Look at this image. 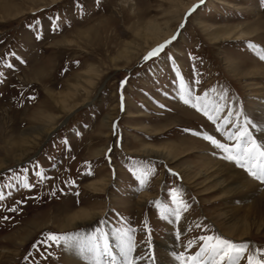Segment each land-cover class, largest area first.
<instances>
[{
  "label": "rangeland",
  "instance_id": "374dc122",
  "mask_svg": "<svg viewBox=\"0 0 264 264\" xmlns=\"http://www.w3.org/2000/svg\"><path fill=\"white\" fill-rule=\"evenodd\" d=\"M2 1L9 10L5 7L0 11V194L4 196L0 200V264H72L64 247L38 242L49 232L87 235L97 227L110 232L117 228L115 214L114 226L107 221L112 211L127 212L130 227L136 229V251L132 255L145 258L135 264H153L148 253L155 264L175 263L176 254L183 252L187 257L198 251L200 237L206 235L247 243L253 252L264 250V226L253 227L257 217L252 213L251 225L241 226L249 234L243 236L232 230V215L243 213V208L257 199L258 188L225 194L231 182L222 183V187L215 184L226 175L215 176V170H209L207 175L202 172L190 179L193 172L185 169L188 165L201 168L207 161L244 172L235 161L224 159L222 149L194 132L207 133L223 142L226 133L238 132L248 119L254 125H246L251 137L261 144L257 132L264 121L257 119L261 117L256 104L264 101V60L259 58L264 51V28H259V37L254 33L237 40L224 38L225 34L213 40L209 33L221 35L237 25L252 26L257 19L264 24L262 0H204L191 13V4L197 0ZM146 20L175 26L166 40L173 35L177 39L147 61L144 56L153 48L147 50L141 44L128 62L119 59L122 49L136 40L135 30ZM207 25L212 27L210 32L202 29ZM230 62L237 65L229 68ZM89 66L95 67L98 74L88 92L81 93L86 102L65 112L52 93L76 83ZM244 73L247 75L242 76ZM181 78L189 85L192 97L200 96L201 105L207 102L212 120L180 100ZM45 125H50L48 133L30 138L36 135L29 134L30 129ZM14 141L20 147L13 145ZM30 141H36L33 152L17 160L18 152ZM227 141L230 146L236 143ZM188 142L190 150L174 160L140 150L144 145ZM260 147L264 149L262 144ZM109 149L110 173L104 155ZM147 167L155 172L145 191L133 198L123 196L120 187L125 188L131 180L130 170ZM166 169L176 172L180 180ZM78 177L79 186H73L70 182ZM23 180L34 187H22ZM93 181L103 191L95 190ZM63 186L68 188L69 197L58 192ZM173 189L189 205L177 224L165 212V207H175ZM159 199L163 201L160 206L156 203ZM13 208L16 211H9ZM77 209H91L93 219L71 229L62 228L68 213ZM178 226H183L179 239L171 231ZM258 258H264V252ZM246 260L247 253L241 264Z\"/></svg>",
  "mask_w": 264,
  "mask_h": 264
},
{
  "label": "snow or ice",
  "instance_id": "6c2138e0",
  "mask_svg": "<svg viewBox=\"0 0 264 264\" xmlns=\"http://www.w3.org/2000/svg\"><path fill=\"white\" fill-rule=\"evenodd\" d=\"M204 0H200V3H203ZM264 3V0H262ZM198 5H193L189 9L191 13ZM183 27V24L180 25ZM39 38V37H37ZM176 35H173L169 40H165L162 44L157 45V47L150 50L145 56L144 60L147 61L150 58L158 56L167 45L176 40ZM249 46H253L249 42ZM259 58L264 60V51L259 53ZM12 67V65H8ZM2 75V73H0ZM179 75V74H178ZM125 82H121V86ZM189 85L185 84L184 80H180V89H179V98L183 101L184 104L190 105L195 108L197 111H203L204 115L207 116L210 120L213 119V116L209 114L208 104L205 102L201 105V97L195 96L192 97V94L188 90ZM195 100V102H193ZM163 107V105H161ZM121 109L123 110V96H121ZM219 111V108L216 109ZM237 116L241 115L239 112L236 113ZM245 125H252V122L248 119L244 121ZM115 128V125H113ZM219 127L217 131H219ZM187 131V130H186ZM196 136L203 135V139L211 142L216 148L223 149L227 155L224 156V159L235 161L237 165L241 168H245L249 175H251L257 181L264 182V150L256 144V141L252 139L248 128L242 127L236 133H226L229 140H235L236 143L233 147H230L226 144L220 143L213 136L200 132L193 133ZM111 151V149H109ZM132 174L139 181L141 188L145 187L148 183L149 177L152 176L155 172L154 168L147 167L144 169L133 168ZM171 172V169H169ZM173 175H178L177 173H172ZM43 179L42 173H37ZM22 187L32 188L34 185L28 183L26 180L21 181ZM4 196L0 194V200H3ZM172 201L175 205L174 208L165 207V212L169 213L174 217V221L181 220V213L187 212L189 205L182 199L178 197V190H172ZM159 204V201H156ZM9 211H16V209H9ZM162 218L167 220L168 215L162 214ZM7 219V217H4ZM100 224L103 225L104 221H100ZM144 228L147 229V222L144 224ZM136 229L132 227L126 228H116L110 232H106L103 227H97L92 233L87 235L80 232H69V233H52L49 232L45 234V239L39 241L48 246L56 245L58 247H64L68 249L75 250L82 260L88 262V264H135L136 260H143L145 257L137 255L133 257V252L136 251V245L134 242L133 233ZM177 239H179L180 233L176 234ZM111 237V239H110ZM202 241L199 251H196L194 255H189L185 257L184 253L181 252L179 255L175 256V259L181 261V264H241L242 258L247 253L246 264H264V258H258L260 252L264 250H258L253 252L249 249V245L244 242H234L230 239L221 238L220 236H211L206 235L200 237ZM33 248H36L37 245L33 244ZM149 249H151V237L149 236ZM188 247H192V242L190 241ZM39 251V249H37ZM149 261H152L155 264L154 258L150 253L146 254ZM27 260L28 257L26 256Z\"/></svg>",
  "mask_w": 264,
  "mask_h": 264
},
{
  "label": "bare ground",
  "instance_id": "6f19581e",
  "mask_svg": "<svg viewBox=\"0 0 264 264\" xmlns=\"http://www.w3.org/2000/svg\"><path fill=\"white\" fill-rule=\"evenodd\" d=\"M220 1V0H219ZM169 2V1H168ZM198 2H200V0L194 1L192 2V6L195 4H197ZM222 2V1H221ZM170 3V2H169ZM177 4V3H176ZM5 7L7 8V11L9 10V6L7 4H5L2 0H0V11H4ZM174 7V6H172ZM191 7V6H190ZM167 10V9H165ZM173 10V9H172ZM188 10V9H187ZM167 12V11H166ZM178 12V10H177ZM165 13V12H164ZM172 13V12H171ZM173 14V13H172ZM168 15V14H167ZM171 15V14H169ZM180 15V14H179ZM178 16V15H177ZM175 16V17H177ZM8 17V16H7ZM173 17V16H172ZM171 17V20H172ZM181 17V16H180ZM170 19V17H168ZM168 19V20H169ZM175 19V18H174ZM147 21V20H146ZM181 21V20H180ZM177 22V19H176ZM172 23V22H171ZM202 24V23H201ZM98 26V25H97ZM138 26V25H137ZM177 26V25H176ZM214 26V25H213ZM133 27V26H132ZM205 28H202L204 31H211V26L207 25V26H203ZM92 28V27H90ZM89 28V29H90ZM259 28H264V24L263 22H261L259 19H257L256 23H254L252 26H246V25H242V26H234L232 28L226 29L222 31L221 35L218 34H212V33H216V32H210L209 35H211V39H218L221 36H223L224 34V38H229V37H233V39L237 40V39H244L245 37L254 35L255 36H260V33L262 32H258ZM174 29L175 26H171L168 23H158L156 21H147L144 25H142L141 27H139L138 29L135 30V34H136V40L131 42L130 45L128 44L125 48L122 49L121 53L119 54V59H123L124 61H127L132 59L133 57H135L137 55V46L138 45H143L147 50L148 49H152L154 48L156 45L162 43L164 40H166L167 38H169L173 33H174ZM133 30V29H132ZM95 32V31H94ZM89 33L87 32V35ZM134 34V33H132ZM89 36V35H88ZM91 36V35H90ZM208 36V35H207ZM126 44V43H125ZM121 50V49H120ZM142 50V49H141ZM146 50V51H147ZM235 61V60H234ZM227 65V64H226ZM235 63L234 62H230L228 64V67H234ZM237 65V64H236ZM235 65V66H236ZM254 65V64H253ZM252 65V66H253ZM260 65V64H259ZM227 67V68H228ZM243 67V66H242ZM228 68V70H229ZM236 68V67H235ZM243 69V68H242ZM264 69V67L261 66V70ZM241 70V69H240ZM254 70V69H253ZM252 70V71H253ZM257 70V69H256ZM238 71V69H237ZM236 71V72H237ZM251 73V71H248ZM257 73V72H256ZM261 73V72H260ZM259 73V74H260ZM98 74L97 70L95 69V67L93 66H89L85 71H83L82 76H80V78L77 80L76 83H72L70 84L66 89L56 92V93H52L55 94L53 95V99H55V102L57 104L60 105V107L66 111H69L70 109L74 108L75 106H77L80 103H84L86 102V98L84 96L81 97V93L83 92H88V87L91 86L94 83V80L96 78V75ZM247 73L242 74V76H246ZM255 75V74H254ZM241 77V76H239ZM249 77V76H248ZM245 78V77H244ZM76 80V79H75ZM74 81V80H73ZM90 88V87H89ZM257 88V87H256ZM262 91V90H261ZM262 95V94H261ZM88 97V96H87ZM260 99V98H259ZM79 100V101H78ZM262 101V100H261ZM256 104V103H255ZM257 105V106H256ZM255 106L256 108H260L259 111V117L261 118H257L259 120H263L264 121V101L257 103ZM253 107V106H252ZM58 108V107H57ZM70 112V111H69ZM138 112V111H137ZM129 113V112H128ZM262 114V115H261ZM44 115V114H43ZM42 115V117H43ZM189 116V115H188ZM56 118V117H55ZM46 119V118H45ZM52 118H49L48 121H50ZM36 120V118H35ZM40 122V121H39ZM45 123V122H44ZM40 124V123H39ZM55 125V124H54ZM106 125V124H105ZM50 127L46 125L43 127H34L32 129H30L29 134H31V132H34L36 135H32L33 140L38 136H42L45 135L46 133H48V128ZM55 127V126H54ZM264 127V125H263ZM259 127V130L257 132L258 138H260L261 140V144L264 146V128ZM28 131V130H26ZM145 131V130H144ZM255 131V130H254ZM24 132V131H23ZM26 135V134H25ZM48 135V134H47ZM23 137V136H22ZM21 137V138H22ZM27 137V136H26ZM13 138V137H12ZM28 138V137H27ZM26 138V139H27ZM29 138V139H30ZM42 138V137H41ZM28 139V140H29ZM30 139V140H32ZM181 139V138H180ZM193 139V138H192ZM15 140V139H14ZM20 140V139H19ZM23 141V139L21 140ZM39 141V140H38ZM139 141V140H138ZM185 141V140H184ZM188 140H186L187 142ZM34 143L36 145V141H30L26 144L24 150L18 152L17 154V160H20L22 157H24L27 153L32 151V148H34ZM173 143V142H172ZM176 143V142H175ZM178 143V142H177ZM191 143V142H190ZM17 144V142H13V145ZM142 144V143H141ZM12 145V146H13ZM18 146L20 144H17ZM140 145V144H139ZM195 145V143H194ZM203 145V144H202ZM12 146L11 149H12ZM17 146V147H18ZM22 146V144H21ZM191 144L188 143H183V144H170V145H165V146H151V145H144L142 146V148L140 149L144 154H150V155H154V156H160L169 160H174L176 159L178 156L183 155L185 152L189 151L191 148ZM196 146V145H195ZM16 147V146H15ZM20 147V146H19ZM18 147V148H19ZM200 147V146H199ZM193 148V147H192ZM10 149V151H11ZM16 149V148H15ZM17 150V149H16ZM15 151V150H14ZM212 151V150H211ZM33 152V151H32ZM210 152V151H209ZM97 153V152H96ZM11 154V153H10ZM199 154V153H198ZM208 156V155H207ZM206 157V156H205ZM25 158V157H24ZM159 158V157H158ZM200 158V157H199ZM204 158V157H203ZM162 159V158H161ZM208 159V158H207ZM206 159V160H207ZM210 159V157H209ZM212 161V160H209ZM21 162V161H20ZM1 163V162H0ZM205 163V162H204ZM212 163V162H211ZM4 164V162H3ZM192 164V163H191ZM229 164V163H228ZM237 168V167H236ZM234 169L232 166H226V165H222V164H210V163H206L201 165V168L198 167V169H196L195 167L188 165L185 167V169H187L190 172H193L192 175H190V179L194 178L196 175H201L202 172H204V174L209 171V170H215V173L213 175H226L225 179L221 180V181H217L215 185H220L222 183H227V182H231V188L226 191L225 190V194H228V192L232 193L234 191H237L239 189H249V191H256L258 188V196L257 199L250 204L247 207L243 208V213H239L242 211L238 212V215H232L233 219V223H234V227H232V230L235 232L240 233V235H246L249 234L250 231L245 229H242L241 226H243V224L245 226H250L251 223L254 221H251L249 219V214H253L257 217V220H255L253 227L256 224H261V226H264V186L257 183L255 180H253L251 177H249L248 175H246L245 172L240 171L238 169ZM181 172V171H180ZM245 173V174H244ZM188 174V173H187ZM185 175V174H184ZM183 175V176H184ZM207 175V174H205ZM216 179V178H215ZM219 179V178H218ZM216 181V180H215ZM98 182H92L91 185L93 186V188L95 190H102V187H100L99 185L97 186ZM233 184V185H232ZM90 185V186H91ZM213 185V184H212ZM214 185V186H215ZM212 187V186H211ZM222 187V186H221ZM106 189V188H105ZM207 190V189H206ZM103 191V190H102ZM223 191V190H222ZM215 192V191H214ZM217 192V191H216ZM221 192V191H220ZM245 193V192H244ZM245 195V194H244ZM221 196V195H220ZM255 196V195H254ZM226 198V197H225ZM223 200V199H222ZM254 200V199H253ZM227 202V201H226ZM230 203V202H228ZM241 207V206H240ZM236 208V207H234ZM92 209V208H91ZM91 209H77L73 212H71L70 214L68 213V215L65 218V221L63 223L62 228H70L74 227V226H79V225H83L86 224L88 222H90L93 217L94 214L91 212ZM232 209V208H231ZM238 211V210H237ZM224 212V211H223ZM234 214V213H233ZM261 220V221H260ZM260 222V223H259ZM257 225V227H258ZM227 228V227H226ZM240 228V229H238ZM222 229V228H221ZM61 230V229H60ZM248 236V235H247ZM10 239V238H9ZM11 241V240H9ZM165 251V250H164ZM64 252L66 254L67 259L72 263V264H83L81 262V260L79 259V255L77 254V252L75 250L72 249H68V248H64ZM87 264V263H86ZM171 264H175V263H171Z\"/></svg>",
  "mask_w": 264,
  "mask_h": 264
}]
</instances>
